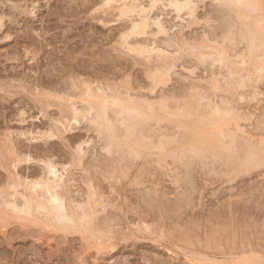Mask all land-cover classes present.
Wrapping results in <instances>:
<instances>
[{
	"label": "rangeland",
	"instance_id": "1",
	"mask_svg": "<svg viewBox=\"0 0 264 264\" xmlns=\"http://www.w3.org/2000/svg\"><path fill=\"white\" fill-rule=\"evenodd\" d=\"M101 1L0 0V17L4 26L0 27V135L5 136L6 140L11 138L9 145L16 152L29 154L35 160L29 164L23 163L15 171L22 176L35 177L43 172V166L37 161L49 158L65 164V167L72 165L68 168L70 185L67 189L71 200L85 198L83 194L90 179L108 205L104 211L98 208L100 214L96 223L103 233L97 230L95 237L98 240L94 238L102 243V254L98 251L101 247L98 243L93 240L92 248L86 236L83 234V237L80 232L75 234V230L53 233L47 230V234L41 227L29 225L27 228L26 225L22 226L24 222L12 220L7 228L5 225L0 227V264H196L193 255H190L195 252L199 253H196L199 255L197 257L203 254L210 260L225 259L230 264L233 258L241 259L239 254L245 250L254 253L261 250L259 254L264 257V162L260 164L254 159L225 177L224 170L228 166L225 168L226 165L219 164L213 167L216 169L214 172H210L211 167L204 170L198 160L191 158V161H195L188 176L180 165H171V158L165 160L170 163L173 172L170 168L164 170L161 167L164 158L149 156L147 150L142 158L134 160L128 157L123 159L122 153H106L102 147L107 138L101 140L85 123L71 131L69 128L68 131L62 129V133L49 140H32L29 135H23L25 138L18 135L29 129L35 132L49 129L56 123L55 120L60 119V103L63 100L53 98L55 103L44 107V103H50L37 92L72 93L71 77L102 79L105 82H113V79L119 82L126 78L123 82L137 100L148 95L147 90L138 89L150 83L147 80L149 72L156 66L166 67L177 63V74L174 72L172 82L164 88L166 93L177 94V97L182 96L185 88L194 83L207 87L221 78V70L209 65L203 67L200 64L194 76L189 74L188 69V72L183 71L184 66L189 68L194 65L193 58L187 54L182 56L183 60L180 56L181 62L176 61L179 59L176 49L181 37L191 41L201 39L206 32L213 38V34L220 31V16L215 1L198 2L195 17L199 23L194 25L193 19L188 16H185L186 21H181L171 10H161L159 7L155 13L164 17L170 32L168 39L160 37L157 41L171 56L161 58L163 61L153 59L149 63L146 58L134 57L118 47L119 35L127 22L115 21L116 12L112 13V10H106L104 14L97 10ZM232 16L236 20L235 15ZM207 17L212 19L209 25L205 23ZM263 52L260 49L257 54L262 55ZM251 63L250 66L253 65ZM213 73L218 76H213ZM260 86L263 95L264 84ZM248 97L247 102H238V106L241 112L254 114L251 123L243 122L244 127L248 125L246 130L252 133L259 126L257 120L262 119L264 114V95L259 99L263 103ZM184 126L186 131H182V135L190 137L195 132L196 124L185 121ZM260 126L259 130L253 132L256 133L255 138L259 133L262 134L260 137H264V130ZM81 140L91 144L83 146L81 156L84 159L78 156ZM174 148L173 145L169 151L172 152ZM258 165L259 168H256ZM10 171V168H0V188L8 184L11 174L7 173ZM179 178L182 181L177 183L176 179ZM184 178L190 182L183 181ZM105 226L108 229L103 228ZM148 226L147 232L145 229ZM182 248L186 249L185 252ZM230 253H236L237 257L234 254L232 257Z\"/></svg>",
	"mask_w": 264,
	"mask_h": 264
},
{
	"label": "bare ground",
	"instance_id": "2",
	"mask_svg": "<svg viewBox=\"0 0 264 264\" xmlns=\"http://www.w3.org/2000/svg\"><path fill=\"white\" fill-rule=\"evenodd\" d=\"M199 1L102 0L101 6L97 10L103 12V14L106 10H112V13L116 12L117 20L115 21L127 22L124 25L122 33L119 35L118 47L126 50L128 53L134 55V57L146 58L149 63L153 59L162 60L163 57L171 56L168 53L169 51L160 47L157 41L160 37L168 39L170 31L164 23V17L162 18L161 14L155 13L156 10L159 7L161 10H171L172 13H175L176 18L181 21L187 19L185 16H188L191 20L193 19L194 25V23H199L195 17ZM202 1L205 0H201V3ZM213 1L216 2V11L218 16H220L218 18L220 21L218 25L220 31L217 34H213V38L204 32L201 39L196 38L194 40L191 39V41L182 35L180 43L178 44L177 42L178 49H176L179 52V59H175L178 62L181 60L180 56L182 58L185 54L190 56L191 59L193 58L195 66L193 65L189 68L183 67V71H187L188 69L189 74L193 76L200 64H203V67L204 65H209L211 68H219L221 70V78L214 80L210 86L205 87L194 83L190 87L185 88L186 93L184 92L182 96L178 95V97L175 96L177 94L172 95L170 92L171 96L166 93L164 88L172 82L173 75L177 72H175V68H177L176 62V65L171 64L166 67L156 66L151 71L150 69L153 66L149 67V77H146H148L147 80L149 79L150 83L146 84L147 88L144 85V88L139 87L138 89L142 91L147 90L148 95L143 94L144 96H142L141 93L142 97L140 100H137L131 90L124 84L123 81L126 78L119 80V82L116 81L117 79H113V82L109 80L105 82L102 79L91 80L82 79L81 77L79 79L76 78V80L73 79L74 77H71L70 85L72 93L69 90V93L65 94L64 92L62 93L63 95L59 92L55 94H43L45 93L44 91L37 92L38 95L42 94L41 98H46L45 100H48V103H50L49 105L44 103V107H50L53 102L55 103L56 100L54 99L63 100L62 104L58 100L60 106L62 105L59 110L61 113L60 119L55 120L54 122L56 123L54 125H51V123L49 129H39L36 132L29 129L18 133V135H29L32 140H49L57 136V134L62 133V129H65V131H68V128L72 130L76 126L85 123L87 127L93 129L101 140L102 138L104 140L107 138L102 147L106 153H122V158L128 157V159L134 160L142 158L145 154L144 152L147 150L149 156H154V158L162 156L164 158L162 161L163 165L161 166V163L159 165L164 170L170 168L171 172L174 170L171 168V165L176 163L182 169H185L187 175H191L190 170L194 166L193 162L198 160L204 170L211 167L210 172H214L216 169L213 167H217L219 164L220 166L226 165L225 168L228 166L227 170L223 168L226 170H224V174H226L224 176L227 177L232 170L245 164H250L254 159L262 164L264 162V137H260L262 134L260 135L259 133L256 135L257 138H255L254 134L256 133L253 134V132L257 129L259 130L260 125H263L260 127L264 130V114L262 119L260 117V120H257V123L259 122L258 128L251 133V131L246 130L248 125L243 126V122L251 123L250 119L253 118L254 114H250L251 112L248 114L247 112H245L246 114L241 112L238 102L245 101L246 97H248L247 94H249V99L251 97L255 101L264 95L259 90L260 85L264 84V52L262 55L261 53L257 54L260 49L264 51V0ZM232 15H235L236 20H233ZM209 17L205 19L207 25L212 21ZM2 20L0 17L1 28L4 27ZM209 27L212 28V26ZM148 38L151 40L147 42L146 39ZM169 40L172 41L171 39ZM241 45L243 46L242 48L240 47ZM167 62L170 63L169 60ZM250 62L253 63L252 66H250ZM214 70L212 69V71ZM212 75L218 76L214 75V73ZM131 82V85H133V81ZM222 93L224 94L222 95ZM50 100L52 102H49ZM259 101L262 102V100ZM185 121L196 124L195 132H192L190 137L182 135V131L186 129L184 126ZM64 134L61 136L62 138ZM0 137H2L0 138V168H10L11 170L10 173H7L8 175L11 174L8 184L0 188V227L5 225L6 227H4L7 228L8 223L15 220L14 222H24L23 227L24 225H26L25 227H29V225L30 227H41L45 230V233H47V230L49 233H51L50 231L53 233L75 230V234L76 232L84 234L87 242L94 248L92 241H95L94 238L97 239L95 233L97 230L103 233L96 223L98 222V214H100L98 208L101 207L102 211H104L106 209L105 206L108 205L103 200V195L99 193L91 180L88 179L87 190L83 194L85 198L79 201L71 200L70 197L72 196H68L67 189L70 185H68V168L72 165L65 167V164L61 165L62 163H57L50 158L48 160L42 159L37 161L43 166L41 174L35 177L31 176V178L22 176L19 171L15 170L23 163L29 164L35 160L29 154L24 155L16 152L17 150L9 145L11 144V138L6 140L4 139L5 136L0 135ZM86 141H80L78 156H81L83 153V146H86L85 144L88 143ZM173 145L175 148L171 152L169 150ZM82 157L83 155L80 159ZM166 158L172 159L171 165L165 160ZM191 158L195 160L191 161ZM256 168H259V165ZM249 170H246L247 173L251 171ZM177 175L180 176V174ZM188 176L186 178L190 180L191 178ZM180 180V178L176 179L177 183L182 181ZM184 180L186 179L184 178ZM189 180L186 181L188 182ZM74 183L76 184V182ZM71 193L73 194V192ZM103 228H106V226ZM148 228L149 226L145 229L147 232ZM84 235L83 237H85ZM101 236L103 235L101 234ZM81 239L83 240V238ZM98 244L101 246L98 248V251L102 254V243ZM243 248L245 249V247ZM106 249L108 250V248ZM181 250L185 252L184 250L186 249L182 248ZM245 251L239 254V256L241 255V259L236 260V258H233L230 264H264V257L259 254L261 250L258 253ZM196 253L198 252L190 254L193 255L196 264H227L228 261L224 258V260H210L208 256H203V254L197 257L199 253ZM232 254L234 253H230L229 255L232 256ZM234 255L236 256V253Z\"/></svg>",
	"mask_w": 264,
	"mask_h": 264
}]
</instances>
